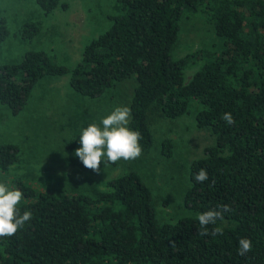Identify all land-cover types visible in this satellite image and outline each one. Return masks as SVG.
I'll return each instance as SVG.
<instances>
[{"label":"trees","instance_id":"16d2710c","mask_svg":"<svg viewBox=\"0 0 264 264\" xmlns=\"http://www.w3.org/2000/svg\"><path fill=\"white\" fill-rule=\"evenodd\" d=\"M47 14L60 0H33ZM119 13L107 16L108 27L85 43L79 60L67 68L41 50H26L16 63L0 64V105L12 115L25 105L44 76L68 75L77 94L100 97L115 83L133 76L128 127L138 130L142 152L152 145L147 113L163 117L187 112L196 128L207 129L212 144L188 165L182 202L193 216L158 223L150 189L132 169L107 178L92 195L52 194L15 179L23 193L18 208L32 218L11 237H0V264H264V0H114ZM200 15L220 40L172 56L179 21ZM25 21L22 39L38 33ZM6 36L0 18V40ZM196 65L188 80L183 70ZM231 113L235 123L221 117ZM168 156V139L159 142ZM18 147L0 144V171L17 161ZM206 169L208 180L194 175ZM228 205L224 219L209 224L220 235H199L198 214ZM219 210V209H218ZM248 238L252 251L238 254Z\"/></svg>","mask_w":264,"mask_h":264},{"label":"rangeland","instance_id":"374dc122","mask_svg":"<svg viewBox=\"0 0 264 264\" xmlns=\"http://www.w3.org/2000/svg\"><path fill=\"white\" fill-rule=\"evenodd\" d=\"M65 9L55 7L44 14L33 0H0V18L6 36L0 40V64L16 63L26 50H41L54 62L71 68L80 58L82 46L109 25L107 16L119 13L114 0H60ZM38 25V33L30 40L19 36L23 22ZM220 40L198 15L184 16L179 21L172 56L180 58L203 48L217 50ZM183 70L188 80L196 69ZM68 75L44 76L31 89L23 108L12 115L0 105V144L18 147L17 161L4 172L0 182L14 186L15 179L52 194L76 193L92 195L103 188V182L125 170H135L150 189L151 206L158 223H172L180 217L193 216L184 208L182 198L189 185V163L202 156V149L213 142L207 129L196 128L190 104L187 112L167 118L155 109L147 113L152 145L139 158L112 164L101 163L96 173L85 168L75 150L81 147V130L90 123L100 124L116 106H128L133 76L115 83L100 97L89 98L74 92ZM168 139L171 151L160 153L159 142Z\"/></svg>","mask_w":264,"mask_h":264},{"label":"clouds","instance_id":"9594fccd","mask_svg":"<svg viewBox=\"0 0 264 264\" xmlns=\"http://www.w3.org/2000/svg\"><path fill=\"white\" fill-rule=\"evenodd\" d=\"M228 125L235 123L231 113H224L221 117ZM131 119V109L127 106H116L110 114L103 117L100 124L90 123L81 130L79 142L81 147L75 150L74 155L80 159L85 168L96 173L101 171L100 165L116 163L121 159L128 161L140 157L142 135L138 130L128 127ZM194 179L203 183L208 180L206 169L201 168ZM23 198L22 191L14 186L9 187L6 182H0V237H11L23 228L26 222L32 218L30 211L20 214L18 205ZM219 209V210H218ZM218 209H210L198 214L200 230L199 235H220L222 229L217 227L211 233L208 231L209 224H215L217 220L224 219V212H230L228 205H220ZM252 251V242L248 238H241L238 242V254L244 256Z\"/></svg>","mask_w":264,"mask_h":264}]
</instances>
